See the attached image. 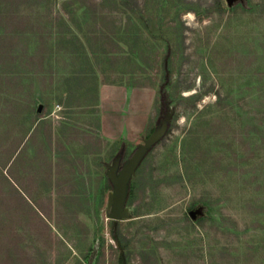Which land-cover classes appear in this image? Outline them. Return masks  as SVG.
Wrapping results in <instances>:
<instances>
[{
  "label": "rangeland",
  "instance_id": "obj_1",
  "mask_svg": "<svg viewBox=\"0 0 264 264\" xmlns=\"http://www.w3.org/2000/svg\"><path fill=\"white\" fill-rule=\"evenodd\" d=\"M121 256L264 264V0H0V264Z\"/></svg>",
  "mask_w": 264,
  "mask_h": 264
},
{
  "label": "water",
  "instance_id": "obj_2",
  "mask_svg": "<svg viewBox=\"0 0 264 264\" xmlns=\"http://www.w3.org/2000/svg\"><path fill=\"white\" fill-rule=\"evenodd\" d=\"M167 124L152 133L142 144H140L127 159L119 172L113 167L109 172L110 179L113 183V189L108 194V206L111 209L110 216L114 219L127 217L130 209L127 205L129 182L131 176L136 170L142 157L146 152L161 138L166 131ZM192 216L194 212L191 211Z\"/></svg>",
  "mask_w": 264,
  "mask_h": 264
},
{
  "label": "trees",
  "instance_id": "obj_3",
  "mask_svg": "<svg viewBox=\"0 0 264 264\" xmlns=\"http://www.w3.org/2000/svg\"><path fill=\"white\" fill-rule=\"evenodd\" d=\"M165 66V72H164V80H163V83L161 85V92L162 94L164 95V93L166 92V86L168 85V83L170 82V72H169V67H168V64L165 63L164 64ZM164 98V97H163ZM155 144L152 146L154 147ZM152 147L150 149H152ZM133 153V152H132ZM108 186L113 189V183L111 181L110 178H108ZM131 201V196H128L127 197V203ZM121 261H122V264L124 263V257L121 256Z\"/></svg>",
  "mask_w": 264,
  "mask_h": 264
}]
</instances>
